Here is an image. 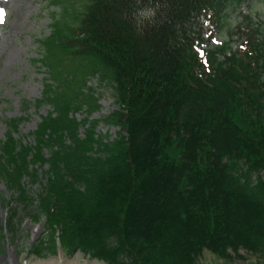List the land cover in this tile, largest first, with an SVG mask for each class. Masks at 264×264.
Returning <instances> with one entry per match:
<instances>
[{"label":"trees","instance_id":"trees-1","mask_svg":"<svg viewBox=\"0 0 264 264\" xmlns=\"http://www.w3.org/2000/svg\"><path fill=\"white\" fill-rule=\"evenodd\" d=\"M69 1L50 0L33 60L45 72L33 106L50 110L30 141L15 136L23 118L0 139L14 201L38 204L68 255L202 264L205 250L225 261L244 251L264 264V23L242 10L227 23L247 0ZM203 20L215 23L207 36ZM217 31L227 39L212 45ZM91 78L112 91L103 119H91Z\"/></svg>","mask_w":264,"mask_h":264},{"label":"rangeland","instance_id":"rangeland-1","mask_svg":"<svg viewBox=\"0 0 264 264\" xmlns=\"http://www.w3.org/2000/svg\"><path fill=\"white\" fill-rule=\"evenodd\" d=\"M69 2L76 8H80L82 4V0ZM0 8L5 10L4 22L0 23V139L4 138L7 131V120L23 118L15 136L30 141L29 133L36 129L40 116L50 110L48 105H43L38 110L33 106L35 100L41 97L45 76L44 69L38 68L33 60L39 57L41 48L38 41L49 35L51 14L57 8L52 6L50 0H0ZM240 10L250 11L255 22L264 23V0H247L239 9H228L227 23L232 27L239 22ZM144 16L143 14L142 17ZM202 24L206 36L210 30L215 29L214 22L203 20ZM226 39L224 34L220 35L217 31L212 45H220ZM88 84L100 97V109L91 119H103L116 110L110 87L100 84L96 78H91ZM25 103H30L31 106L25 109ZM83 116V111L76 114L78 120ZM97 131L114 139L119 128L100 122ZM31 189V197L34 199L38 187L35 185ZM32 202L27 204L14 201L13 193L0 180V225L5 228L4 239L0 243V264H107L89 258L81 251L68 255L59 238L53 239L50 232L47 233L45 216L39 211L38 204ZM15 206L16 214L10 219ZM41 240L45 241L42 245L44 248L39 252L34 251ZM241 254L243 257L225 261L205 250L200 260L202 264L260 263L251 254L244 251Z\"/></svg>","mask_w":264,"mask_h":264},{"label":"snow or ice","instance_id":"snow-or-ice-1","mask_svg":"<svg viewBox=\"0 0 264 264\" xmlns=\"http://www.w3.org/2000/svg\"><path fill=\"white\" fill-rule=\"evenodd\" d=\"M5 17V10L3 8H0V23L4 22Z\"/></svg>","mask_w":264,"mask_h":264}]
</instances>
